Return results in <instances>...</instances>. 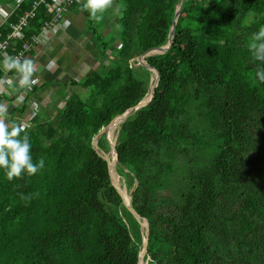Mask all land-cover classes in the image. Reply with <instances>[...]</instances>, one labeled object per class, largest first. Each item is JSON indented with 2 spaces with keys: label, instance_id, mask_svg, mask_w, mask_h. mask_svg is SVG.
<instances>
[{
  "label": "trees",
  "instance_id": "1",
  "mask_svg": "<svg viewBox=\"0 0 264 264\" xmlns=\"http://www.w3.org/2000/svg\"><path fill=\"white\" fill-rule=\"evenodd\" d=\"M50 1L27 36L49 18ZM121 1L118 44L98 39L99 64L58 85L54 115L36 101L5 115L12 127L36 110L24 128L33 162L45 166L13 180L0 169V264H137L145 230L92 137L148 93L151 70L131 61L167 43L180 0ZM76 7L92 23L86 5ZM262 29L264 0H185L172 47L145 56L159 75L152 100L107 132L123 198L148 222L147 264H264ZM96 144L109 149L103 133Z\"/></svg>",
  "mask_w": 264,
  "mask_h": 264
},
{
  "label": "built area",
  "instance_id": "2",
  "mask_svg": "<svg viewBox=\"0 0 264 264\" xmlns=\"http://www.w3.org/2000/svg\"><path fill=\"white\" fill-rule=\"evenodd\" d=\"M24 0H0V118L5 119L13 108H20L25 102L34 105L32 98L26 100V95L34 87L40 85L38 76H30L25 82L23 73L16 68H10L6 61L9 57L23 63L39 52L46 39L59 30H66L71 24L68 16L70 7L74 4H85L87 0H51L48 5L49 18L43 21L37 32L27 36L26 28L29 20L35 16L36 9L45 0H33L31 7L19 14L16 20H11L16 9ZM19 43L17 46L16 43ZM35 109L20 119L21 126L32 123Z\"/></svg>",
  "mask_w": 264,
  "mask_h": 264
},
{
  "label": "crops",
  "instance_id": "3",
  "mask_svg": "<svg viewBox=\"0 0 264 264\" xmlns=\"http://www.w3.org/2000/svg\"><path fill=\"white\" fill-rule=\"evenodd\" d=\"M71 24L66 30H59L54 35L48 37L45 43L38 49L39 52L35 56L28 58L31 61L32 74L31 76H38L40 78V87L44 84L43 90L37 91L31 97L36 101L38 107H46L50 102L46 96L53 92H58L59 84L68 79H76L75 75L80 78L81 67L83 61L77 65L71 55L77 52H83L85 56H91L88 48V37L77 30V23L85 17L79 7L73 8L68 13ZM86 18V17H85ZM87 46V47H86ZM76 50L75 52H73ZM81 58V56L78 54ZM92 57V56H91ZM69 58V60H68ZM55 97H57L55 95ZM54 97V98H55ZM46 100V101H45Z\"/></svg>",
  "mask_w": 264,
  "mask_h": 264
},
{
  "label": "clouds",
  "instance_id": "4",
  "mask_svg": "<svg viewBox=\"0 0 264 264\" xmlns=\"http://www.w3.org/2000/svg\"><path fill=\"white\" fill-rule=\"evenodd\" d=\"M111 2L112 0H87L86 7L95 15L108 8ZM256 39H264V29L256 36ZM259 50L264 53V45H261ZM260 58L264 59V55ZM6 64L23 73L25 82L32 74L31 61L25 60L21 63L9 57ZM31 149L32 144L26 129L21 125L9 127L5 119L0 118V169L5 170L9 180L21 177L25 173L35 175L45 166L43 159H40L38 163L33 162Z\"/></svg>",
  "mask_w": 264,
  "mask_h": 264
},
{
  "label": "rangeland",
  "instance_id": "5",
  "mask_svg": "<svg viewBox=\"0 0 264 264\" xmlns=\"http://www.w3.org/2000/svg\"><path fill=\"white\" fill-rule=\"evenodd\" d=\"M123 7V3L121 0H112L110 6L108 8H106L103 11H99L97 12L95 15L92 14L91 10H89L90 12V19L92 21V23H90L87 18L83 17L76 25L77 30L82 34H86L88 37V44H89V48L88 51L90 53V55L92 56L94 54V51H98L99 50V43L100 40L98 39H102L106 42H110L111 45H117V40H118V27L116 25V23L114 22L115 20V15H117V11L118 9L121 10V8ZM89 26H92L91 28H88ZM93 28L97 31V35L92 34V30ZM117 37V38H116ZM97 39V40H96ZM87 47V46H86ZM109 51L111 49H108ZM76 50H74L73 52H75ZM164 49H159L156 51H152L150 53H158V52H163ZM78 54L81 56V58L78 56ZM91 56H88V54L85 56V54L81 51V52H77L71 55V61L73 60L77 65H79V63L81 62V60L83 61V66L81 67V75H84L85 72H87L90 68H95L97 67V65L99 64V61L96 60L94 61ZM69 60V58H68ZM103 63H107V61L105 59H102ZM131 64L133 66H137L140 63H135L133 60L131 61ZM146 66V65H145ZM151 77H152V72H151ZM76 79H79L78 75H75ZM38 90H43V88H38ZM62 93H66V90H63ZM56 93L53 92L51 95L46 96V99L50 102V104H46V102H44V105L46 106V113L49 115H54L57 111V107H59L62 103V99L61 96L58 95L57 97H55ZM55 97V98H54ZM46 101V100H45ZM37 114H34L32 116L33 120L36 118ZM6 121V119H5ZM106 126V125H105ZM108 131H104V133H106L107 135ZM96 136V135H95ZM109 138V133H108V137ZM115 138H116V133H115ZM96 139L95 138V149L100 152L104 157L107 156V152H111L109 149V151L106 150H102L99 147H97L96 144ZM115 141V139H114ZM97 147V148H96ZM115 177V176H114ZM114 177H112L113 181H114ZM139 264H147L146 259H144V254H142V259H141V263Z\"/></svg>",
  "mask_w": 264,
  "mask_h": 264
},
{
  "label": "water",
  "instance_id": "6",
  "mask_svg": "<svg viewBox=\"0 0 264 264\" xmlns=\"http://www.w3.org/2000/svg\"><path fill=\"white\" fill-rule=\"evenodd\" d=\"M184 1L185 0H180L179 1V4L176 6V10H175V13H174V16H173V19H172V23H171L170 29H169L170 38L168 39L167 43L162 44V45L152 46V47L148 48L146 51H144L142 54H140L139 56L136 57V60H137L138 63H140L142 65L151 64L153 66L154 71H155V73H154L155 74V78H154L153 85L151 87V91L149 92V95H148V93L145 94V96L136 105H134V106L126 109L123 113L116 115L113 119H111L109 121V123H111L116 118L120 122L123 121L126 116H128V115L132 114L133 112L137 111L138 109H140L141 107L145 106L146 104H148L152 100V98L154 96V88L157 85V82H158V79H159V75H158V70H157L156 66L154 64L150 63L149 61L145 60V56L147 54H149L150 53V50L152 48H154V47L163 46V47H167L166 49L172 47V45L174 44V41H175V37H174V27H175V23H176V20L178 18L179 12H180V10H181V8L183 6ZM169 40H171V41H169ZM166 49H164V50H166ZM148 68L151 70L150 67H148ZM103 128H104V126L100 129L99 133L96 136H93L92 137V146L95 148V138L98 135H100V134L103 133L105 135L107 141H108L109 150H111L112 146H115V141H111L109 138H107L106 134L103 132ZM115 152H116V148H115ZM102 157L108 163L110 178L112 180V183L115 185L116 189L118 190V192L120 194L121 202H122L123 206L137 218V220L140 223V227L145 230V234L143 235V240H142V243L140 245L139 252H138L137 264H139V257H140V253H141V248L143 247V250H144L143 251V254H145V252H146V244H147V240H148V222H147L146 218L141 217L140 215H138L133 210V208H132V206L130 204L129 199H128V202H126L124 200V198H123V189L125 190V187L120 184L119 175L117 173V153H116V161H115V165H114V173H115L114 181H113L112 176H111V173H110L109 161H108L107 157H104L103 155H102Z\"/></svg>",
  "mask_w": 264,
  "mask_h": 264
},
{
  "label": "bare ground",
  "instance_id": "7",
  "mask_svg": "<svg viewBox=\"0 0 264 264\" xmlns=\"http://www.w3.org/2000/svg\"><path fill=\"white\" fill-rule=\"evenodd\" d=\"M169 41H171V40H169ZM167 47H163V46H159V47H157V48H154V49H151L150 50V52H152V51H156V50H159V49H166ZM146 66H148V67H150L151 68V71H152V79H151V84H150V88H149V91H148V95H149V92L151 91V87H152V85H153V82H154V78H155V72H154V69H153V67L152 66H150L149 64L147 65L146 64ZM120 123V121L116 118V119H114L111 123H109L108 125H106V126H104V128H103V132L104 131H108L109 130V128H111L112 126H114V125H117V124H119ZM97 148V147H96ZM112 150L114 151V153L113 152H107V159L109 160V161H111L112 163H115V161H116V154H115V146L112 148ZM114 165L115 164H113V165H110L109 164V166H110V173H111V176L113 177V172H114ZM128 199H129V197H128V195H127V197H126V202H128ZM143 247L141 248V253H140V257H139V263H140V259H142V254H143Z\"/></svg>",
  "mask_w": 264,
  "mask_h": 264
}]
</instances>
